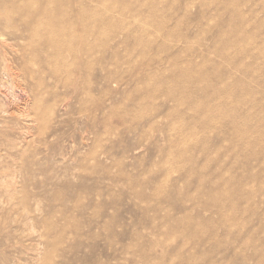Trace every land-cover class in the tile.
<instances>
[{
  "label": "rangeland",
  "instance_id": "374dc122",
  "mask_svg": "<svg viewBox=\"0 0 264 264\" xmlns=\"http://www.w3.org/2000/svg\"><path fill=\"white\" fill-rule=\"evenodd\" d=\"M27 1L89 69L25 54ZM48 1L0 0V264H264V0Z\"/></svg>",
  "mask_w": 264,
  "mask_h": 264
},
{
  "label": "bare ground",
  "instance_id": "6f19581e",
  "mask_svg": "<svg viewBox=\"0 0 264 264\" xmlns=\"http://www.w3.org/2000/svg\"><path fill=\"white\" fill-rule=\"evenodd\" d=\"M50 1L51 0H49L48 2ZM35 3L36 2L33 1L24 2L22 4L23 10H20L19 12H8L4 14L5 20L7 19L11 23L15 21L19 22L22 33L20 34V36L18 34L17 40L18 42L20 41L22 42V48L23 51H25V54L27 53V55H30L33 58V60H37L38 58L44 57L46 59V62L53 64L54 61L56 60V58H54L55 54L60 55L61 53H63V51L65 53H68L71 57L72 62L70 65L69 63H65L68 64V66L63 67L62 69L56 68L54 74L57 76H60L61 74L60 71L62 70H64L67 74H69V73H73V71L76 70L78 71L81 68L89 69L90 66L89 59L92 50L91 37L93 36V33L91 32L90 29L91 28L89 22L90 20L86 19V17L88 16V15L86 16V12H83L84 11L83 10L81 11L82 13L78 12V14L76 13L77 15H75L73 13L64 12L62 7L61 9L63 12L62 11L58 12L59 9L56 11L53 10L54 7L56 6L54 7L52 6L53 8H51L46 3L38 4V5L37 3L36 4ZM81 26L83 27V33L82 31L81 32L79 31ZM1 38L3 37H0V39ZM8 40L9 42L7 43H10V39ZM66 67L70 68V70H65ZM11 69L9 68L8 70Z\"/></svg>",
  "mask_w": 264,
  "mask_h": 264
}]
</instances>
